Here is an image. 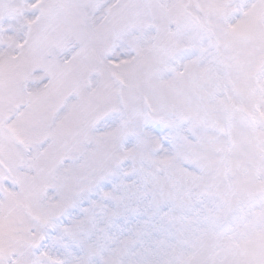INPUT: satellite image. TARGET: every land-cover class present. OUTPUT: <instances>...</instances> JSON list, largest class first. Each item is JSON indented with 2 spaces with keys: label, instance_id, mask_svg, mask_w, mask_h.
Returning a JSON list of instances; mask_svg holds the SVG:
<instances>
[{
  "label": "snow or ice",
  "instance_id": "snow-or-ice-1",
  "mask_svg": "<svg viewBox=\"0 0 264 264\" xmlns=\"http://www.w3.org/2000/svg\"><path fill=\"white\" fill-rule=\"evenodd\" d=\"M0 264H264V0H0Z\"/></svg>",
  "mask_w": 264,
  "mask_h": 264
}]
</instances>
